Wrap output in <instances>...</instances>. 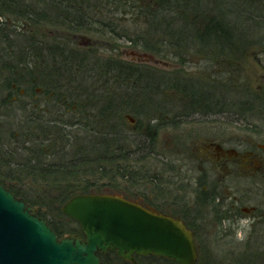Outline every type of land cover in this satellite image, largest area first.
Segmentation results:
<instances>
[{
  "label": "flooded vegetation",
  "instance_id": "flooded-vegetation-1",
  "mask_svg": "<svg viewBox=\"0 0 264 264\" xmlns=\"http://www.w3.org/2000/svg\"><path fill=\"white\" fill-rule=\"evenodd\" d=\"M122 12L112 16L77 17L78 21L74 24L75 32L63 34L61 37L51 35L36 40L30 34H26L25 64H22L23 71L20 73L22 78L25 77L23 79L25 89H16V85L11 84V93L15 94L5 96L3 100L5 102L0 101V108H13L14 116L25 113V119L21 122L25 130H99L90 124L88 127L82 125L80 119L82 98L93 101L94 107L96 102H105L109 110L108 116L110 112L112 114L115 102L121 103L126 109L129 101L141 103V107H144L146 100L155 103L156 100L152 96L155 97L156 87H154L156 91L152 89L149 96L143 95L144 77L148 74V78H155L159 74L154 71L145 73L149 69H144L145 63L138 59L131 62L128 60L129 54L140 57L145 53L143 47L133 45V39H130L133 36L127 33L126 9ZM87 34L97 36L98 40L105 38L106 43L101 40L92 41L87 38ZM217 35L220 37L219 33ZM232 35V38L237 39L240 36L239 28L234 26ZM53 42L71 46L75 53L72 96L57 95L52 89L60 86V82L64 80L61 67L49 64L46 57L48 52L46 46L49 43L53 45ZM36 44L40 47L35 48ZM137 50L142 52L138 53ZM239 50L233 47L227 51L232 53ZM34 51L35 53L40 51L42 57V67L38 73L33 70L36 63ZM220 52L225 50L221 47ZM97 53L109 56L101 59L97 57ZM8 68H11L10 70L15 68V63L10 64ZM3 72L5 75H12V79L15 78L16 73L9 72L7 67L0 63V74H4ZM222 72L220 65L217 64L216 69L214 68L204 80L202 94L198 95L199 101L196 98L195 101L190 100L188 109L173 116L174 119L184 118L188 124L180 141V144L184 145V150L176 157V162L172 163L173 160H170L169 156L159 157L157 153L159 146L157 144L152 146L155 150L153 158L158 159L164 166L155 177L160 185L154 189L137 192H127V189L126 193L112 192V195L153 213L179 219L193 234L198 255L200 243L208 247L234 243L244 247L264 245V212L260 213L256 205H249L251 199L264 198V144L257 142L261 134L258 130H251V122L249 130L233 129L241 125L245 127L243 122H247L246 117L250 118L251 112L255 111L256 90L246 80L240 78L229 79L226 83L222 78ZM97 80L103 81L102 86H105L100 89L99 93H102L98 95L92 87ZM44 85L46 90L40 88ZM66 98L75 99L72 103V112L65 111V107L67 109L69 106L65 103ZM193 105L196 108L194 110L190 109ZM16 108L20 110L15 111ZM23 108L24 112L21 110ZM70 114L73 116H69ZM65 117L67 120H63ZM124 117L132 123L133 120L131 118L129 120V116ZM199 120L201 122L195 124V121ZM93 123H96L95 117ZM132 129L145 130L140 127ZM107 130H111V140L113 130H120V135H117L115 140L120 139L122 142L121 147L112 151L114 155L109 157V167L128 165L129 159L144 158L147 156V150L151 149L150 146L140 145L136 150L133 148L130 150L127 129L123 126L108 127ZM180 136L182 135H177L178 138ZM192 155H195V165L189 163ZM158 160L154 162L159 163ZM241 222L248 223L244 226L247 229L242 233ZM71 235L79 236L64 234L57 238Z\"/></svg>",
  "mask_w": 264,
  "mask_h": 264
},
{
  "label": "trees",
  "instance_id": "trees-1",
  "mask_svg": "<svg viewBox=\"0 0 264 264\" xmlns=\"http://www.w3.org/2000/svg\"><path fill=\"white\" fill-rule=\"evenodd\" d=\"M141 2L142 0H0V63L2 66H6L9 72H15L16 79L23 82L25 77L22 78L20 73L23 71L22 64H25L26 34H30L33 39H35L34 36L39 35L41 30L49 31L54 37H61L66 33L73 34L75 32L74 24L78 21L77 17L112 16L117 13L118 9H121V13H123V9H127V11L129 9L130 14L136 16V19L131 22L133 27H137L135 21H138L139 25L142 23V25L148 23L153 25V30H156V21L160 16L175 15L177 21L175 34L169 30L166 32L167 37L165 38L148 39L149 32L140 29L135 32L136 36L130 38L133 39L134 46L146 48L152 54L164 57L168 61L176 55L182 58L180 49H184V44L182 45L180 42L190 36H184L186 26L191 27L190 31H193L192 27L194 31H197L195 26L210 22L214 28H204L203 32L211 37L214 35L220 43V47L225 50L221 53L225 57L233 54L243 57L242 52L245 47H250L254 42L256 44V41L264 38V0H149L145 6ZM211 2L217 3L215 8L218 10L219 16L205 10V8L211 7L209 5ZM169 7L173 9L171 13ZM218 8L223 9L219 11ZM230 13L237 18L236 23L239 20L243 25L239 29L240 36L237 39L232 38L233 24L215 22L216 20L213 18L220 17L221 20H219L224 21V17ZM9 18L13 21H10ZM181 27L184 28L181 29ZM137 29L139 28L137 27ZM187 32L189 33V30ZM58 33L62 34L58 35ZM174 46L179 49L177 53L171 52ZM39 47L38 44L35 48ZM46 47H48L46 57L49 64L60 66L63 78L67 81L70 80V84H67L72 85L75 67V53L72 48L54 42L53 45L49 43ZM233 47L240 50L235 53H227V50ZM10 49L12 52H9ZM35 52V57L41 53L40 51ZM12 63H15V68L10 70L11 68L8 67ZM147 72L151 71L146 70L145 73ZM145 75L144 96H149L150 91L156 87V83L159 81L160 85H163L161 89L164 92L167 90L168 92L175 90L181 92L186 88L183 80H180L178 76L172 77L170 72L162 70L157 77H150L149 80L147 79L148 74ZM11 81L18 86L21 85L13 79ZM240 101L243 102V100ZM151 104L152 102H145L144 107H141V103L132 101L127 103V111L137 119L136 125L133 127L145 129L127 130L129 149L136 150V147L140 145L150 146L151 149L147 150L146 157L141 159L132 157L128 160V165L125 166H108L109 157L114 155L112 151L121 147V140H115L117 135H120V130H113V140L110 139L111 130H18L15 146H18L16 150L20 151L24 158L19 165L16 164V170L13 169V172L11 169L8 174L10 175L8 180H12L13 183L5 184L0 180V184L8 188L16 197L22 198L28 205L36 207L39 217L43 218L58 236L64 234L82 236L78 224L61 213L62 206L76 195L112 194L120 181H132L135 184L140 171L142 173L144 169L148 173L149 170L145 164L154 160L155 150L152 146L157 144L158 128L166 120L162 115L167 114V110L164 112L165 109L162 106V108L158 107L159 111L157 112L163 117L161 123L151 124L153 119L159 120L153 115L156 107L153 108ZM181 106L184 107V104ZM108 113L106 103H103L99 112V120L106 121L105 117ZM108 127L109 123L101 125V128ZM18 155L20 156V154ZM144 175L146 173L142 174V177ZM153 177L151 175L150 180ZM30 184H35L39 188L32 189ZM16 185L27 188L22 190ZM98 257L100 264H127L112 252L107 255H98ZM135 259L136 263L174 264L171 261L152 256ZM202 259L203 257L200 255L197 264H264V245L245 246L237 254L230 252L221 259L222 261L228 260V263L215 261V259L207 263Z\"/></svg>",
  "mask_w": 264,
  "mask_h": 264
},
{
  "label": "rangeland",
  "instance_id": "rangeland-1",
  "mask_svg": "<svg viewBox=\"0 0 264 264\" xmlns=\"http://www.w3.org/2000/svg\"><path fill=\"white\" fill-rule=\"evenodd\" d=\"M148 2L149 0H142L141 4L142 5L144 4L145 6V4H147ZM202 3L205 4L204 2ZM215 4L217 3L211 2L209 4L211 5V7L209 6L208 8H205V10L219 16V14H217L218 10H216ZM218 9L219 11H221L223 8H218ZM169 10H170V13L173 11L172 8H170ZM116 12H117L116 15L122 14L121 9H118V11ZM127 15H128V21H127L128 32L127 33L133 37L136 36L135 32L140 29H142L143 31L145 30L146 32H149L148 39L165 38L167 37L166 35L167 31L171 30V32L175 34L177 30V21H176L175 15L170 16V14H167V16L166 15L160 16L158 20L156 21L157 31L153 30V25L149 23L147 25H142L143 24L142 22H141L142 24L139 25L138 21H135V22L137 23L136 26L139 29H137V27H133L131 22L134 19H136V16L130 14L129 9L127 11ZM213 18L216 20L215 22H220L222 24L224 22L233 24L234 26L236 24V27L239 29L241 26H243L240 24L239 20L237 23L235 22L237 18H235L234 15L231 13L227 17H224V21H218L219 19L221 20L220 17L217 18L215 16ZM183 28L184 27H181V29ZM204 28L212 29L214 27L213 25L210 24V22L203 24V25L195 26V29H197V31H194L193 27H192L193 31H190L191 27L189 28L188 26L185 27L186 30H184L185 31L184 36H187V35L188 36L190 35V36L189 38L186 37L185 38L186 40H183L182 42H180L182 45L184 44V49H180L181 51L180 54H182V58L176 55V57H172L168 61V59L164 57H160V56H156L152 54L146 48L143 51L145 55H140V57L139 56L137 57L131 54L128 55V60L130 62L132 60L134 61L138 59V61L145 63L144 69H149L151 70V72L154 71L158 74H160L162 70L168 73L170 72L172 73V77L175 78V76H178V78L180 80H183V83H185L186 85V88L181 90V92L180 91L177 92L176 90L169 91V92L167 90L166 92H164L161 89L163 85H160L159 83L160 81H159L158 83H156L157 88L155 89L157 91L153 89L154 91H156V94H155V97L154 96L152 97L156 101L155 103L152 102L151 105H153V108L156 107L155 110L153 111L154 112L153 115L158 117L159 120L153 119V121H151V124L161 123V119L163 117L166 119L165 122L161 123L162 125L158 128L159 132H157V134L159 136L157 135L158 136L157 145L159 146V148L157 149V153H159V157L163 155H165V157L169 156L171 158L170 160H173L172 163L176 162L175 161L177 160L176 157L180 156L181 154L180 152H182L181 150H184V145L180 144V141L183 139L185 130H187L188 128V124L186 123V120L184 118L174 119L173 116L176 113H179V112L182 113L184 112V110L188 109L187 106L188 104H190V100L195 101V98H196L197 101H199L198 95L202 94L201 90L203 88L204 80L208 78V75L214 68L216 69L217 64L220 65V68L223 71L222 78L225 79L226 83L229 79L233 80V79L240 78L242 80L243 79L246 80V82H248V84L251 85V87L256 90L254 92V94L256 95L255 96V100H256L255 111L251 112L250 118H248V116L246 117L247 122L246 123L243 122L245 124V127H242L241 125V127H237V128L234 127L233 129L245 130V131L249 130L250 129L249 122H251L252 124L251 130H258L259 134H261L257 142L264 144V38L259 41H256V44H254L255 43L254 42L253 43L254 45L252 44L250 47H245V50H243L242 52L244 54L243 57H239L234 54L229 55L228 57H225L221 54L222 52H220L221 47H220V43L218 42V40L215 39L214 35H212L211 37L210 35L204 34L203 32ZM188 30H189V33L187 32ZM131 32H133L134 35L131 34ZM61 34L62 33L60 34L58 33V35H61ZM42 35L46 37L48 36L51 37L52 34L47 30L45 31L41 30V32H39V35H36L34 37L36 38V40L38 39L40 40ZM87 38H89L92 41L99 42V40H101L103 41L104 44L106 43L105 38L98 40L97 36L95 35L87 34ZM21 43L22 41L20 42V44ZM205 45H206V48H205ZM129 49H130L129 51H131L130 47ZM137 51L139 53L141 50H137ZM178 51L179 49L177 46H174L171 49V52L173 53H177ZM227 53H231V52H227ZM40 55L41 54H39V56L35 57L34 59L36 63H35V66H33V70L35 69L36 71L34 70V72H37V73L42 67V63H41L42 57ZM96 55L98 58H101V59L109 56V55L98 54V53ZM210 69L211 71H209ZM3 73L4 74H0V101L5 102L3 101L5 96L7 95L12 96L13 94H15V93H11L10 85L11 84L16 85V83H14L13 81H10L12 79L11 78L12 75L9 76L8 74L5 75L6 74L5 72ZM147 79L149 80V78ZM13 80L21 84L20 86L16 85V89H19V88L25 89L26 84H24V80L23 82H20V80L16 79V77L15 79L13 78ZM67 83L70 84V80L67 81L64 79L60 82V86L53 87L52 89L55 90V94L65 96V97L72 96L74 93L73 92L74 88H72L73 84L68 85ZM38 84L40 85L41 83L38 82ZM102 84H103V81L97 80L96 84L92 86L95 89L96 95L102 93V92L99 93L100 89L105 87V86H102ZM6 86L8 89L6 88ZM135 87L137 88V86ZM40 88L45 89V85L41 86ZM143 90L145 91V88ZM16 94H18V92H16ZM144 99L146 100L147 98H144ZM74 100L75 99H72V98H68V99L66 98L65 103L67 105L69 104V106L67 109L65 107V111L68 110L72 112L73 109L71 108H72V105H73L72 103ZM80 102H81V105H80L81 118L80 119H81L82 125L88 127L90 124L92 126H96L97 128H99V130L100 129L107 130V128H101V125L109 123L111 125L109 126L110 128H115V127L119 128L120 126H123L127 130H134L132 129V127L136 125L137 119L132 114H130L127 111L126 107H124L121 103L120 104L119 102L113 103L114 108H112V114L110 112V115L109 116L107 115L105 117L107 121L106 123L104 119L99 120L98 118L100 116L99 112L102 109L103 102H99V103L96 102L95 107L93 106V101H87L84 98H82ZM145 102L149 103V100H146ZM192 103L195 104V102H192ZM183 104H184V107L181 106ZM161 106L165 109L164 112L167 110L166 111L167 114H163L162 115L163 117H161L160 113L157 112L159 111L158 107H161ZM194 106L195 105H193L190 109L192 110L196 109L194 108ZM19 110L20 108H16L15 111H19ZM21 110L22 112H24V108ZM12 111L14 112L13 108L11 109L10 108H6V109L0 108V180L4 182L5 184L13 183L12 180L11 181L8 180V176H10L8 174H10L9 172H11L10 171L11 169L16 170L15 169L16 164L19 165L20 161H22V158H24L22 153L16 150V147L18 146H15V141H16V137L18 136L17 131L25 130L24 125H22L23 123H21L25 119L24 118L25 113L14 116ZM71 115L72 114H70L69 116ZM126 115L129 116L133 120L132 123H129L128 120L125 119L124 116ZM69 116L67 115V117ZM94 117H95L96 123H93ZM63 120H67V118L65 117ZM199 122L201 121L200 120L195 121V124ZM177 135H182L180 136L181 137L180 140H179L180 137L178 138ZM187 149L188 148L186 147V150ZM18 154H20V156ZM194 157L195 155H192V158L190 159L191 161L189 160V163L192 165L196 164ZM157 160L158 159H154L152 160V162L149 161L145 164V166L147 167L149 171L148 173L144 169L142 170V173L140 171L137 176V180H135V184L132 181L131 182L130 181L123 182V180L120 181L116 189L114 190V193H119V192L126 193V191L127 192L128 191L137 192V191H143L144 189H154L156 186H159L160 184L158 182V179L156 180L155 177L158 176V172H160V170H162L164 166H162V163L159 160L158 162L160 164L154 162ZM144 173H146V175L142 177V174ZM151 175H153L154 177L150 180ZM162 177L164 178L163 175ZM17 188H20L23 190L27 187L17 186ZM30 188L37 189L39 187H37V185L35 184H30ZM263 200L260 198L259 199L255 198L254 200L251 199L249 200V205H256L259 209V212L262 213L264 212V201ZM34 208L36 211H38L36 207ZM246 224L248 223L247 222L240 223V230H241L240 233H242L244 230L247 229V228H244ZM241 236H243V234H241ZM243 248H244L243 245L238 246L237 243H234L233 245L223 244V245H220V247L217 245L208 247L200 243L199 244V256L201 255L203 257L202 260L207 263L209 261H213V259H215V261H220L222 263H225V262L228 263V260L222 261L221 259L225 258V256H227V254L230 252L232 253L236 252L237 254V252L239 251L241 252ZM140 263L145 264L146 262H140ZM140 263L135 262L134 264H140ZM154 264H160V263L154 262Z\"/></svg>",
  "mask_w": 264,
  "mask_h": 264
},
{
  "label": "water",
  "instance_id": "water-1",
  "mask_svg": "<svg viewBox=\"0 0 264 264\" xmlns=\"http://www.w3.org/2000/svg\"><path fill=\"white\" fill-rule=\"evenodd\" d=\"M61 213L79 225L83 237L58 239L32 206L0 184V264H100L98 255L108 252L130 264L147 256L197 262L193 234L179 219L116 195H76Z\"/></svg>",
  "mask_w": 264,
  "mask_h": 264
}]
</instances>
